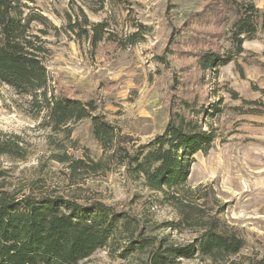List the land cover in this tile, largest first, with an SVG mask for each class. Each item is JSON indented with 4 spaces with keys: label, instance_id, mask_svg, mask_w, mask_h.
Returning <instances> with one entry per match:
<instances>
[{
    "label": "rangeland",
    "instance_id": "374dc122",
    "mask_svg": "<svg viewBox=\"0 0 264 264\" xmlns=\"http://www.w3.org/2000/svg\"><path fill=\"white\" fill-rule=\"evenodd\" d=\"M209 1L130 0L119 11L101 8L100 0H25L29 11L47 18L33 26L48 50L44 58L51 86L93 101V115H102L117 137L109 149L99 145L91 118L53 131L45 110L0 83V133L21 148L19 155H0V189L108 204L135 219L133 231L145 243L133 249L128 245L132 233L124 231L79 264H145L151 243L164 239L165 247L186 246L201 234L197 225H169L181 218L179 211L164 193L125 173L120 149L132 153L163 133L177 107L175 95L196 94L202 102H220L221 111L204 125L215 139L207 153L195 155L184 188L173 195L193 204L197 214L219 216L240 233L246 246L232 260L264 257V35L246 40L243 54L220 67L216 78L208 75L205 86L199 85L201 75L194 59L182 54L188 50L183 46L172 45L178 52L161 62L175 29ZM82 12L91 23L108 21L110 39L95 48L90 39H79V29L68 31L66 15L73 23L79 17L83 25ZM135 33L141 42L127 45ZM178 73L188 87L176 94L171 81ZM178 261L210 264L198 258Z\"/></svg>",
    "mask_w": 264,
    "mask_h": 264
},
{
    "label": "trees",
    "instance_id": "16d2710c",
    "mask_svg": "<svg viewBox=\"0 0 264 264\" xmlns=\"http://www.w3.org/2000/svg\"><path fill=\"white\" fill-rule=\"evenodd\" d=\"M100 1L101 8L110 5L119 11L130 4V0ZM29 9L25 0H0V83L17 94L28 95L31 103L45 110L53 131L91 118L95 140L106 149L113 147L116 132L102 115H93L97 110L93 101L69 97L51 86L44 58L48 50L33 26L45 24L47 18ZM202 9L188 18L181 29H175L161 62L167 63V55L178 52L172 45L183 46L188 50L182 54L194 59L201 75L199 85L205 86L210 75L216 78L220 67L243 54L246 40L264 35V7L259 8L255 0H211ZM82 17L83 25L79 17L73 23L68 13V31L79 29V39H90L95 48L110 39L108 21L94 24L85 13ZM127 41V45H135L141 38L130 34ZM180 76L176 74L171 81L176 94L188 87ZM205 100L202 102L199 94L188 98L175 95L177 107L163 133L132 153L120 147L125 173L143 179L150 190L164 193L179 211L181 218L169 225H197L201 231L186 246L165 247L164 239L151 243L153 249L145 264H179L180 258H198L210 264H264V257L248 262L232 260L246 246L240 233L219 216L197 214L193 204L173 195L184 188L195 155L205 154L213 147L214 134L204 125L221 111L220 102ZM20 150L17 141L0 133V155H19ZM135 225L134 218L105 203L87 205L60 196L51 198L32 192L20 195L0 189V264H79L124 231L132 233L128 245L139 249L145 243L138 240L141 235L136 236Z\"/></svg>",
    "mask_w": 264,
    "mask_h": 264
},
{
    "label": "crops",
    "instance_id": "0c3cea01",
    "mask_svg": "<svg viewBox=\"0 0 264 264\" xmlns=\"http://www.w3.org/2000/svg\"><path fill=\"white\" fill-rule=\"evenodd\" d=\"M255 3L257 4V6L260 7H264V0H255Z\"/></svg>",
    "mask_w": 264,
    "mask_h": 264
}]
</instances>
